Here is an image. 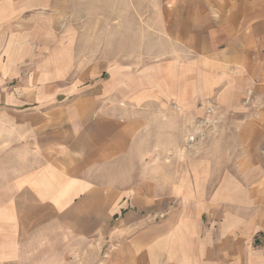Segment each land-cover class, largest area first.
<instances>
[{"label":"crops","instance_id":"1","mask_svg":"<svg viewBox=\"0 0 264 264\" xmlns=\"http://www.w3.org/2000/svg\"><path fill=\"white\" fill-rule=\"evenodd\" d=\"M108 1L0 0V264H264V0Z\"/></svg>","mask_w":264,"mask_h":264},{"label":"rangeland","instance_id":"2","mask_svg":"<svg viewBox=\"0 0 264 264\" xmlns=\"http://www.w3.org/2000/svg\"><path fill=\"white\" fill-rule=\"evenodd\" d=\"M110 3V0L107 2ZM136 34L140 33V27H135ZM138 41V39H137ZM137 45V43H136ZM215 107H211L207 110L206 103L204 107H201L199 113L195 118L185 117L186 112L182 111V116L173 112L172 115L176 119L172 124H167L163 127L158 126L156 131L152 134L155 139H152L153 146L161 147L164 150L174 147L178 150V154H155L150 156L151 162L154 165L156 172L163 163L168 165V171L172 174L175 173L176 166L188 162L189 158L200 156V152H203L209 147V150H213L216 163L227 162L228 156L222 155L223 152V129L225 124L221 121L207 122L208 115L212 118V115L218 116L219 112L213 110ZM175 111H179V108L173 107ZM215 112V113H214ZM214 136V137H213ZM182 150V151H179ZM182 152V153H180ZM205 152V151H204ZM192 153V154H191ZM165 166V165H164ZM152 173H154L152 171ZM158 178V177H157Z\"/></svg>","mask_w":264,"mask_h":264}]
</instances>
